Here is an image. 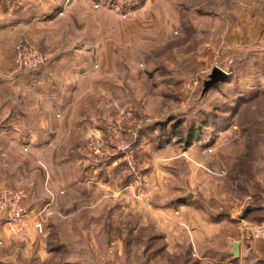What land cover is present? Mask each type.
<instances>
[{"label": "rangeland", "instance_id": "374dc122", "mask_svg": "<svg viewBox=\"0 0 264 264\" xmlns=\"http://www.w3.org/2000/svg\"><path fill=\"white\" fill-rule=\"evenodd\" d=\"M11 2L56 15L37 26L44 42L20 29L12 65L84 75L91 128L69 152L88 153L95 140L102 152L80 168L91 192L55 209L51 193L3 183L0 164V196L20 190L30 208L18 222L0 216V264H264V0ZM18 56L42 63L17 67ZM216 67L229 78L204 92ZM194 210L232 229L247 221V236H234L238 258L226 236H201L194 247Z\"/></svg>", "mask_w": 264, "mask_h": 264}, {"label": "crops", "instance_id": "0c3cea01", "mask_svg": "<svg viewBox=\"0 0 264 264\" xmlns=\"http://www.w3.org/2000/svg\"><path fill=\"white\" fill-rule=\"evenodd\" d=\"M12 4L11 0H0V164L4 163L7 172L2 182L15 187L26 185L40 198L48 199L51 193L58 200H53L50 208L65 207L72 196L84 198L94 186L92 176L80 169L88 164V156L80 152L72 157L69 152V141L83 137L85 132L89 134L87 127L91 128L84 119L86 105L81 100L84 75L21 74L16 70L10 55L12 45L20 38V29L28 26L30 32H36L35 38L44 42L48 36L39 33L37 26L56 15L39 13L32 4L20 8ZM59 56L57 62L65 61L64 55ZM192 213L195 218L191 217L189 225L194 247L201 236H226L225 250L229 255L234 241L240 242L242 253L241 240L234 236H247L251 230L247 221L237 230L226 221H204L200 210ZM183 220L188 222L185 217ZM28 222L33 224L32 219ZM176 228L179 230V226Z\"/></svg>", "mask_w": 264, "mask_h": 264}, {"label": "built area", "instance_id": "2783aa9c", "mask_svg": "<svg viewBox=\"0 0 264 264\" xmlns=\"http://www.w3.org/2000/svg\"><path fill=\"white\" fill-rule=\"evenodd\" d=\"M41 63H42L41 57L39 59L35 57L33 59L26 57V59H24L21 56H18L15 62L17 67H21V68L25 67L28 69L36 68L40 66ZM121 147L125 149L127 148V144H122ZM90 149H91L90 152L94 153V155L90 152L88 153L84 152L82 148H80L79 151L81 153L86 154L87 156H90V155L99 156V154H101L102 152V147H100L99 144L96 143V140L91 143ZM26 198H27L26 193L20 190L16 191L15 193L9 196L1 195L0 196V216H8L11 220H14L15 222L21 221L24 218H26L30 214L29 213L30 208L25 203ZM36 226L40 230H42L43 228L42 220L37 222Z\"/></svg>", "mask_w": 264, "mask_h": 264}, {"label": "water", "instance_id": "95a60500", "mask_svg": "<svg viewBox=\"0 0 264 264\" xmlns=\"http://www.w3.org/2000/svg\"><path fill=\"white\" fill-rule=\"evenodd\" d=\"M229 78V74L227 72H225L224 70H222L219 67L214 68L213 72L209 75V78L207 80H205L204 82V92L207 91L208 89H210L214 84L226 80ZM192 196V194H190ZM252 210V206L251 205H247L243 211V213L241 214L240 218H244L246 216V214ZM247 245L250 246L251 242L248 241ZM232 255L235 258H238L240 256V242L239 241H234L232 243Z\"/></svg>", "mask_w": 264, "mask_h": 264}, {"label": "trees", "instance_id": "16d2710c", "mask_svg": "<svg viewBox=\"0 0 264 264\" xmlns=\"http://www.w3.org/2000/svg\"><path fill=\"white\" fill-rule=\"evenodd\" d=\"M191 134H192V133H191ZM247 214H248V213H247ZM247 214H246V215H247Z\"/></svg>", "mask_w": 264, "mask_h": 264}, {"label": "bare ground", "instance_id": "6f19581e", "mask_svg": "<svg viewBox=\"0 0 264 264\" xmlns=\"http://www.w3.org/2000/svg\"><path fill=\"white\" fill-rule=\"evenodd\" d=\"M264 230V229H263Z\"/></svg>", "mask_w": 264, "mask_h": 264}]
</instances>
